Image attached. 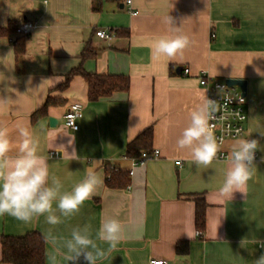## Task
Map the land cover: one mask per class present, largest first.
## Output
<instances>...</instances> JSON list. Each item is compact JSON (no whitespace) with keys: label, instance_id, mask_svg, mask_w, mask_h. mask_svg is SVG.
<instances>
[{"label":"crops","instance_id":"1","mask_svg":"<svg viewBox=\"0 0 264 264\" xmlns=\"http://www.w3.org/2000/svg\"><path fill=\"white\" fill-rule=\"evenodd\" d=\"M133 8L136 15L125 0H0V27L25 20L37 25L27 35L26 51L20 58L13 42L16 32L0 34V56L12 50L6 63L13 69L9 72L0 64V72L17 79L11 85L16 91L10 93L0 84V97L12 98L0 102V121L12 129L20 124L33 132L50 172L66 190L89 167H94L100 181L92 198L77 214L62 218V223L50 226L43 216L24 223L4 215L0 216V234L38 231L45 235L51 228L58 237H68L72 227L89 225L95 238L101 219L110 217L121 222L122 240L97 264H150L156 258L172 264H253L264 251L253 243L264 240V163H259L264 153L258 151V167L245 195L235 192L230 199L219 191L228 160L197 168L189 152L177 148L176 140L188 125L190 112L206 98L199 81L201 71L206 70L220 80L248 81V135L251 132L264 145L258 133L264 131V74L256 71L264 73V0H207V4L206 0H133ZM167 15L190 40L175 60L152 53L158 37L176 35L163 23ZM99 29L111 31L112 37L98 36ZM86 46L96 54L83 59ZM79 66L90 73L126 75L130 89L91 101L88 83L80 75L60 89L66 75ZM178 67L189 68L190 74L178 73ZM48 96L63 102L33 121L32 113ZM75 102L84 105L76 131L64 118ZM50 117L57 119L56 124L51 125ZM149 126L154 128L152 148L160 149V156L135 168L130 188L108 187L106 166L129 171L132 163L124 158L127 145ZM233 142H226L224 148L230 151ZM59 145L63 147L58 149ZM93 161L99 163L93 165ZM197 198L207 204L206 225L200 234L195 224ZM180 241L188 242V253H177ZM50 251L47 243L46 264ZM57 261L68 264L59 254ZM0 264H6L1 242ZM75 264L87 262L81 257Z\"/></svg>","mask_w":264,"mask_h":264},{"label":"clouds","instance_id":"2","mask_svg":"<svg viewBox=\"0 0 264 264\" xmlns=\"http://www.w3.org/2000/svg\"><path fill=\"white\" fill-rule=\"evenodd\" d=\"M128 3L131 5L133 0H128ZM163 23L169 25L176 35L158 37L154 41L152 53L157 58L175 60L183 55L190 40L188 36L181 34L180 27L174 26L175 21L170 15L164 17ZM11 52L9 50L5 56H0V64L7 69L6 61ZM256 71L264 74L259 69ZM57 82H60L58 78ZM15 83L17 79L14 75L5 76L0 72V84L4 85L5 92L16 91L11 87ZM28 83H31V78ZM10 99V95L7 98L0 97V102L7 103ZM216 111L217 106L213 99L205 98L198 103L189 114L188 125L176 140L177 148L187 150L191 163L197 168H208L214 161L219 162L218 153L224 141L215 136L214 126L210 124ZM13 131L16 132L15 138ZM258 133L264 137V131ZM69 144L72 145L71 140ZM62 147L63 145H59L58 149ZM258 151L264 153V145H261L259 139L252 138L251 132L249 138L240 137L234 140L228 155L229 167L224 172V180L219 189L223 195L230 199H233L235 192L245 195L247 183L258 167ZM98 163L99 161H93V165ZM259 163H264V155H261ZM99 183L94 167H89L84 169V177L71 190H66L62 180L50 172L48 160L40 154L39 140L33 132L27 126L18 124L12 129L0 121V216L8 215L24 223H31L43 216L48 225L55 226L62 223V218L77 214L84 202L92 198ZM122 231L121 222L110 217L101 219L95 238L89 225L72 227L68 237H58L49 228L44 235L45 241L53 249L47 254L49 264H58L57 254L68 264H75L81 257L87 264H97L117 249L122 240ZM97 241L107 244L108 248L103 249ZM244 243L245 239H242L240 246ZM253 243L264 249V240H255ZM253 264H264V251Z\"/></svg>","mask_w":264,"mask_h":264},{"label":"trees","instance_id":"3","mask_svg":"<svg viewBox=\"0 0 264 264\" xmlns=\"http://www.w3.org/2000/svg\"><path fill=\"white\" fill-rule=\"evenodd\" d=\"M17 23L9 21L7 27H0V34L16 32ZM27 35L18 36L14 46L18 58L23 56L26 51ZM96 51L87 47L82 52V58L93 56ZM76 75L82 76L88 83V98L97 101L100 98L111 96L117 91H128L131 86L130 78L123 74H99L87 72L82 66L74 68L59 85L60 89H66L72 78ZM63 100L47 97L44 104L34 111L31 115L32 120L36 121L48 115V109L52 105L60 104ZM154 128L149 126L142 130L132 139L125 151L128 156L139 155L142 149L151 150L153 145ZM130 183L128 171L119 166H106V184L111 188H126ZM206 207L204 198L196 199L195 224L199 231L206 225ZM2 245V262L6 264H46V245L44 235L38 231H32L24 235H4L0 234ZM178 254H185L189 251L187 241H180L176 245Z\"/></svg>","mask_w":264,"mask_h":264},{"label":"built area","instance_id":"4","mask_svg":"<svg viewBox=\"0 0 264 264\" xmlns=\"http://www.w3.org/2000/svg\"><path fill=\"white\" fill-rule=\"evenodd\" d=\"M128 10L136 15L137 11L133 8V3L130 5L128 0H125ZM37 25L33 21L25 20L17 25L16 34L18 36L28 35L36 29ZM97 35L110 39L112 32L106 29H99ZM215 34L212 33V37ZM17 38L13 40L15 43ZM185 75H189V68L182 69ZM200 85L206 93V98L213 99L216 102L217 111L214 113V119L210 124L214 126L213 131L218 139L224 141L221 151L218 153V160H228L229 150L224 148L226 142L235 140L237 138H249L247 130V96L243 95V91L238 85L230 86L226 80H220L211 75L208 71L203 70L199 75ZM220 89H223L220 91ZM84 116V105L81 102L72 103L65 113V123L73 130H78L80 127L79 120ZM161 151L158 148L151 150L142 149L137 156L124 155V158L130 159L132 167L128 174L131 178L135 173V168L145 165L150 159L160 156ZM257 159L259 152L256 153ZM181 165V161H177ZM112 165L111 167H115ZM130 183L127 188H130ZM201 232L198 231V234ZM150 264H172L169 260L163 258H156L150 261Z\"/></svg>","mask_w":264,"mask_h":264},{"label":"water","instance_id":"5","mask_svg":"<svg viewBox=\"0 0 264 264\" xmlns=\"http://www.w3.org/2000/svg\"><path fill=\"white\" fill-rule=\"evenodd\" d=\"M177 72L181 73L182 72V67L177 68ZM226 82L230 86L238 85L243 91V95L247 96L248 95V81L246 79H241V78H227ZM57 119L54 117H50V123L51 125L56 124Z\"/></svg>","mask_w":264,"mask_h":264}]
</instances>
